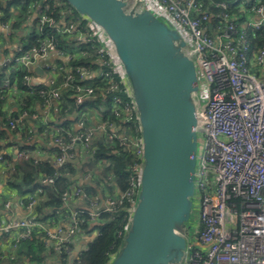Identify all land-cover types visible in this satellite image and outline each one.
<instances>
[{
    "label": "built area",
    "instance_id": "built-area-1",
    "mask_svg": "<svg viewBox=\"0 0 264 264\" xmlns=\"http://www.w3.org/2000/svg\"><path fill=\"white\" fill-rule=\"evenodd\" d=\"M128 1L131 4L135 0ZM148 1L183 32L190 45L188 54L199 72L198 228L188 245L183 264H264V72L260 74V70H264V45L254 51L250 41L251 36L264 26V2L233 0L230 5L226 0ZM38 18L39 30L46 33L40 45L27 51L19 46L11 59H0V68L13 62L9 72L22 69L24 91L28 95H38L44 105L53 100L61 101L62 92L54 75L63 72L66 74L63 85L66 89L74 88L73 98L77 105H82L94 93L92 86L84 84L89 72L77 68V83L66 64L80 54L88 56L89 53H81L82 49L77 48L73 54H67L58 47V40L67 36L78 44H88L97 56L100 66L98 78L105 81L106 93L112 96L114 113L120 111L128 121L135 119L138 123L115 52L99 28L82 17L85 25L80 19L78 23L65 24L45 11ZM0 28L8 31L10 26L0 21ZM51 54L69 59L58 68H48L44 85L36 86L30 68ZM255 67L259 70H254ZM17 83L18 80H12L9 75L2 81L4 87L12 90L17 88ZM122 94L129 100H124ZM29 116L37 119L36 114L23 109L19 121L23 122ZM83 125L81 122L80 126ZM17 126L18 121H10L12 129ZM118 131L113 122L102 121L99 128L85 132L63 129L62 133L52 137L55 146L61 149V155L55 158L57 168L75 158L78 146L84 148L89 158L94 153L93 139L98 137L109 142L117 139L121 146L131 143L135 149L136 163L129 190L119 197H109L97 210L86 211L93 223L97 222L101 212H114L121 208L127 210L130 217L132 207L126 208L125 203L131 202L133 206L137 197L143 153L141 136L133 139ZM135 132L140 133L139 125ZM18 158L34 157L25 150L18 153ZM4 162V156L0 155V164ZM5 168L9 170V167ZM41 183L51 185L54 178H42ZM79 197L86 198L82 188H73L63 194V201ZM38 203L36 194L28 195L26 218L10 223L8 227H0L2 234L12 229L18 232L9 247L11 261L18 259L19 241L30 239L36 231L44 235L47 243H52L57 253L73 252V242L83 222H79L78 213L73 215L68 227L54 220L45 224L35 218ZM0 206L9 211L12 202L7 200Z\"/></svg>",
    "mask_w": 264,
    "mask_h": 264
},
{
    "label": "water",
    "instance_id": "water-1",
    "mask_svg": "<svg viewBox=\"0 0 264 264\" xmlns=\"http://www.w3.org/2000/svg\"><path fill=\"white\" fill-rule=\"evenodd\" d=\"M65 1L110 42L140 130L137 197L109 264H183L195 233L201 97L190 45L148 0Z\"/></svg>",
    "mask_w": 264,
    "mask_h": 264
},
{
    "label": "trees",
    "instance_id": "trees-1",
    "mask_svg": "<svg viewBox=\"0 0 264 264\" xmlns=\"http://www.w3.org/2000/svg\"><path fill=\"white\" fill-rule=\"evenodd\" d=\"M262 1L264 2V0ZM38 7L40 8L37 10L39 15L42 11H45L49 16L65 24L72 22L78 23V19H80L82 25L86 24L65 0H0V21L6 25H11L10 27L14 30H20L22 27H26L23 25L27 24V19L29 17L33 18V13ZM46 7L48 8L46 9ZM32 24V32L20 41V47L24 51L39 46L40 41L46 36V33L38 28L39 18L33 20ZM58 41V47L67 54H73L77 48L82 49L81 53L84 51H88L89 53L88 56L80 54L79 57L72 58L70 62L66 64L68 68L72 70L76 82L78 81V75L75 74L77 68H84L90 73L99 70L100 66L97 56L94 50L90 48V45L78 44L77 41L67 36L59 38ZM250 41L254 51H257L264 45V26L260 31L256 32L254 36H251ZM11 66H13V62L7 67L0 69V107L3 103L2 97L4 98L5 94V87L2 85V80L6 77L7 73L12 80L17 79L18 84L23 87L22 76L24 71L22 69H14V71L9 72ZM65 76L66 74L62 73V77L64 78ZM84 84L92 86L94 88V93L90 98L86 99L82 105H77L73 98L74 88L70 87L62 91L60 101L61 107L65 110L68 109L70 115L76 112L78 115L76 119L66 120L62 126L51 125L43 127L40 129L41 133H47L48 135H50V132L52 134H59L62 133L61 128L74 132L71 126L73 122L78 121L79 115L84 119L86 116L91 117L92 113H97L101 116V121L113 122L120 134H125L133 139L140 137V133L135 132L138 127V123H136L135 119L128 121L120 111L119 113H114V103L112 96L106 93L105 81L101 78H96L92 81L87 80ZM122 97L126 101L129 100L123 94ZM0 116H3L1 110ZM82 123L84 124V122ZM27 124L28 122L26 120L19 123L18 126L11 131V134L29 137L31 132L27 129ZM2 134L1 135L4 137L7 131ZM7 147L8 145H0V153H3ZM18 149L19 152H22L30 150L32 147L25 145ZM55 149L57 150H53L55 156L53 161L46 160L44 162H35L34 158H29L20 159L12 163V155L4 156L5 162L13 164V167H9V170L6 172V184L14 189L19 197L23 198L24 205H26L27 196L30 194H36L39 199L41 198V201H39L34 211L37 221L45 222L51 218L57 220L61 217L62 215H58V213L62 211L65 204L63 201V194L65 192H71L73 188H82L87 202L91 201L92 197H96V188H100L101 184L106 185V188L110 190L111 197L115 198L129 190L130 179L133 176V167L136 163L135 149L131 143L121 146L117 139L111 142L104 138L95 141L93 144L94 153L82 166V170L88 169V172L90 171V173L93 174V177H95V184L84 183L76 187L74 186L77 182L73 179V177L78 174L76 165L66 161L63 167L57 168L55 166V158L61 155V149ZM95 170H99L100 172L96 173ZM47 177L54 178V183L51 185L41 183V179ZM125 207L131 208L132 203L126 202ZM86 211L88 210H81L78 212L79 222H81V220L83 221L80 224L78 235H89L93 231H96L97 235L89 242L87 250L80 252L77 258L63 251L60 254L62 264H109L122 243L126 232V225L129 220V213L127 210L121 208L114 212H101L96 223L92 222ZM0 212H3L2 208ZM48 250L51 251V254H56L55 248L49 247V243L46 242L44 235L36 231L30 239H21L19 241L17 251L18 260L26 261L29 264H46L44 254Z\"/></svg>",
    "mask_w": 264,
    "mask_h": 264
},
{
    "label": "crops",
    "instance_id": "crops-1",
    "mask_svg": "<svg viewBox=\"0 0 264 264\" xmlns=\"http://www.w3.org/2000/svg\"><path fill=\"white\" fill-rule=\"evenodd\" d=\"M37 10L38 9H36V11L33 13V18L29 17L27 19V24L23 25L26 27H22L20 30H14L10 27V29L7 31L0 28L1 60L11 59L17 51V48L20 46L21 39L27 37L28 34L32 32L31 26H33V20L37 19L39 16ZM68 59L69 58L66 56L61 57L56 54H51L46 59L39 61L37 64L30 68V74L32 76L33 83L39 87L44 85L49 74L48 68H58L64 62L68 61ZM36 68H40L42 73L36 72ZM253 69L256 70L257 68L255 67ZM263 72L264 70L262 71L261 69L260 74H263ZM62 73L63 72H56L54 75L61 92L66 89L63 85L65 77H62ZM98 74L99 70H95L91 73L89 72V76L86 78V81H92L98 78ZM7 75L9 74L7 73ZM16 87L17 88L14 90L5 87L4 98L2 97L3 103L0 107V110L3 113V116H0V145H8V147L6 148V150H4L3 153H0V155H12V163H14L17 160H20L18 158V148L28 145L32 147V149H30L29 151L32 153L35 162L36 160L37 162H44L46 160L53 161L55 157L53 150H57L55 149L57 147L53 143V134L51 132L50 135H48L47 133H41L40 129L51 125L62 126L64 122H66V120H75L78 115L76 112L70 115L68 113V109H63L60 102H57L55 100L51 101L49 105H44L42 99H40L36 94L28 95L26 91H24L25 88L21 87L18 83ZM23 109H26L31 112V114L34 113L37 116V119H33L31 116L26 119V121L28 122L27 129L31 132L29 134V137L11 134V131L13 129L10 127V121H18V124L21 123L22 121H19V118ZM81 121L84 122V125L82 127L80 126ZM101 122V116L97 113H92L91 117L86 116L84 119L79 115L78 121L73 122L71 127L74 132H85L86 130L91 128H99ZM62 129L63 128H61V130ZM45 130L47 131L46 128ZM5 131H7V134H5L3 137L2 133H4ZM97 140H101V138L98 137L93 139V144ZM87 159L88 158L85 154L84 148L82 146H78L75 151V158L72 159L76 160L75 163L72 164H75L78 170V174L73 177V179L77 182L74 187L81 186L84 183L95 184V177H93V174L90 173V171L88 172V169L82 170V166L87 162ZM5 167H13V164H9L7 162H4V164H0V203L3 204L5 201L10 200L12 202V208L8 211L0 206V209L2 208L3 211L0 212V227H8L10 223L20 222L25 219L27 215L25 205L23 203V198L19 197L16 191L6 184V172L8 168ZM95 172L99 173L100 171L95 170ZM96 193V197H92V200L90 199L91 201L89 202H87V200L83 197L73 198L70 201L65 202L62 211L58 213V215L62 216L57 220L54 218L48 219L45 221V224H47V222L50 220H54L55 223L62 225L65 224L64 227H68L70 222L73 220V215L77 214L79 211H94L98 208L103 207L108 198L111 197L110 190L106 188V185L101 184L100 188H96ZM39 201H41V198L39 199ZM17 234L18 232H16V230L14 229L9 230V232L7 231L4 234L0 233V264H29L26 261H19L18 259L15 261H11L9 259V247L16 238ZM96 235V231H93L89 235L83 236L77 234L73 242V252L71 253V256L76 257L80 254V252L87 250L89 242ZM49 247H53L52 243H49ZM44 258L46 260V264H62L60 260V254L57 252L56 254H51V251L48 250L44 254Z\"/></svg>",
    "mask_w": 264,
    "mask_h": 264
},
{
    "label": "rangeland",
    "instance_id": "rangeland-1",
    "mask_svg": "<svg viewBox=\"0 0 264 264\" xmlns=\"http://www.w3.org/2000/svg\"><path fill=\"white\" fill-rule=\"evenodd\" d=\"M230 5L233 4V0H226ZM200 146H201V152H202V146H203V141L201 140V143H200ZM197 207V206H196ZM195 211L197 212L196 208H195ZM196 215V214H195ZM196 217V216H195ZM198 228V221H196L195 223V231L196 229ZM195 234V233H194Z\"/></svg>",
    "mask_w": 264,
    "mask_h": 264
},
{
    "label": "bare ground",
    "instance_id": "bare-ground-1",
    "mask_svg": "<svg viewBox=\"0 0 264 264\" xmlns=\"http://www.w3.org/2000/svg\"><path fill=\"white\" fill-rule=\"evenodd\" d=\"M66 5V4H65ZM78 15V14H77ZM69 18V17H68ZM17 26V25H16Z\"/></svg>",
    "mask_w": 264,
    "mask_h": 264
}]
</instances>
